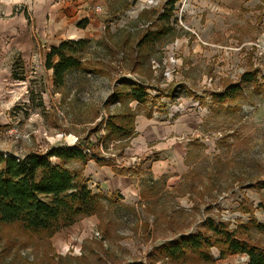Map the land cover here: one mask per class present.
Instances as JSON below:
<instances>
[{
    "label": "rangeland",
    "instance_id": "1",
    "mask_svg": "<svg viewBox=\"0 0 264 264\" xmlns=\"http://www.w3.org/2000/svg\"><path fill=\"white\" fill-rule=\"evenodd\" d=\"M166 1L0 0V153L22 158L100 141L92 161L105 160L129 183L106 194L86 176L103 207L52 238L0 223V264H248L246 255L222 257L216 248L212 261L165 257L163 246L204 230L208 219L264 246L263 233L241 228L264 222V86L244 83L235 102L212 100L245 71H260L264 85V0H180L171 23L180 37L159 43L146 56L150 78L139 77L116 43L142 36ZM85 17L90 25L78 29ZM67 39L97 41L82 56L106 74L80 68L56 87L45 60ZM140 81L152 86V124L131 139H107L104 121L121 110L110 97ZM170 88V97L160 93ZM68 166L82 170L77 162Z\"/></svg>",
    "mask_w": 264,
    "mask_h": 264
},
{
    "label": "trees",
    "instance_id": "2",
    "mask_svg": "<svg viewBox=\"0 0 264 264\" xmlns=\"http://www.w3.org/2000/svg\"><path fill=\"white\" fill-rule=\"evenodd\" d=\"M180 0H167L162 13L155 14V20L150 19L151 27L146 29L138 38L133 34L124 37L122 44L116 43L119 49L126 51L123 59L126 66L130 67L134 75L150 78L144 74L145 60L149 54H153L155 47L163 41L167 44L180 37L176 28L172 26L174 11ZM148 11L142 12L138 19L145 18ZM153 15L151 17H153ZM89 20L84 19L79 26L86 28ZM112 38L115 35L110 34ZM93 42L90 39L64 40L58 46H52L46 56L45 66L47 70H53V81L56 87H64L67 84V74L80 68L91 69L98 74H106L99 63H86L82 56ZM112 49V46H108ZM114 50V49H112ZM147 56V57H146ZM24 73L23 63L19 66ZM260 72V71H259ZM259 72L245 71L240 83H229L223 90L212 94L213 103L226 104L235 102L240 95L241 84L248 83L260 88ZM17 80L24 79V75L15 76ZM152 86L145 82L125 83L121 89H116L111 100L120 103V111L112 112L104 121V130L107 139L128 140L136 135V119L144 110L149 119L153 118L155 111L150 107L151 95L148 90ZM164 96L173 94V90L160 92ZM132 102H137L135 108ZM101 128L95 133L99 134ZM98 138L100 136L98 135ZM104 140V139H102ZM98 142L89 139L78 141L74 146L52 147L47 152H29L22 158L0 153V223L6 226L18 225L23 231L34 235H43L52 238L61 229L75 225L78 221L94 215L103 207L102 194L94 192L89 185V179L85 176L83 168L96 160L95 149ZM89 150V152L87 151ZM77 162L82 170H73L68 164ZM105 165V160H98ZM121 172L132 171L133 168L120 169ZM264 188V181L258 185ZM204 230H198L189 235H182L172 245L163 246L165 257L172 263L181 259H188L190 255L199 256L202 260L212 261L214 256L211 249L216 248L222 257L228 255H246L248 264H264V246L252 242L248 237H242L244 230H231L224 221L215 222L208 219L204 222ZM264 234V222L255 219L250 224H241L246 231L250 227Z\"/></svg>",
    "mask_w": 264,
    "mask_h": 264
},
{
    "label": "crops",
    "instance_id": "3",
    "mask_svg": "<svg viewBox=\"0 0 264 264\" xmlns=\"http://www.w3.org/2000/svg\"><path fill=\"white\" fill-rule=\"evenodd\" d=\"M84 19L89 20L88 17H85L82 20H80L78 22V26H77L78 29L79 28L85 29V28H82L79 26V24L82 21H84ZM90 22H91V20H89V24L87 26L90 25ZM53 46H58V45H53ZM151 119L152 118L149 119L146 116V119L141 118V120H140L139 116L137 117V119H136V124H137L136 135H138V133H140L143 129H146L147 127H149L152 124V123H150ZM148 139L149 140L152 139V136L150 135V137H148ZM84 170H85L84 171L85 176H87L88 178H91L92 179L91 182L96 185L97 192H103V193L107 194V191H109V189H113L116 187L117 188H120V187L126 188V186L129 185V183L124 180V179H126L125 177L116 178V175L117 176H119V175L115 173L114 169H112L110 165H105L104 163L91 161V163L87 164V166L84 168ZM110 184H112V185H110Z\"/></svg>",
    "mask_w": 264,
    "mask_h": 264
},
{
    "label": "built area",
    "instance_id": "4",
    "mask_svg": "<svg viewBox=\"0 0 264 264\" xmlns=\"http://www.w3.org/2000/svg\"><path fill=\"white\" fill-rule=\"evenodd\" d=\"M98 9H101V8H98Z\"/></svg>",
    "mask_w": 264,
    "mask_h": 264
}]
</instances>
